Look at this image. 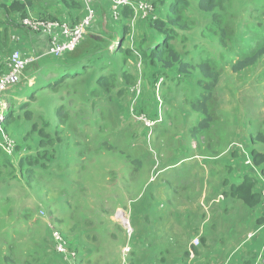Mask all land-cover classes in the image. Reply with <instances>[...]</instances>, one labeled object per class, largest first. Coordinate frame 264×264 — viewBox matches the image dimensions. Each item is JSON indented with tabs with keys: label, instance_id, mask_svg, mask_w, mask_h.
<instances>
[{
	"label": "rangeland",
	"instance_id": "374dc122",
	"mask_svg": "<svg viewBox=\"0 0 264 264\" xmlns=\"http://www.w3.org/2000/svg\"><path fill=\"white\" fill-rule=\"evenodd\" d=\"M175 1L181 6L173 12L169 7ZM198 1L136 0L135 9L117 7L119 20L104 3L109 10L105 19L97 18L99 28L90 33L91 27L79 49L63 56L76 61L100 55L95 69L58 82L61 73L50 78L61 70L45 62L63 61L43 52L2 93L0 115L7 121L0 126V145L7 150L0 147V264H50L49 256L60 260L52 225L71 248L64 231L86 243L88 258L81 261L78 252L79 264H121L124 248L147 264L156 259L179 264L188 260L182 251L197 234L206 238L199 246L213 250L225 244L233 223L242 220L241 231L256 226L263 198L249 207L226 192L242 181V149L252 145L247 135L264 152V56L252 67L234 70L254 44L264 49V0H229L211 13L201 11ZM140 4L148 9L140 10ZM121 8L133 13L122 14ZM159 21L164 30L157 29ZM154 40H168L186 71L165 66L172 62L168 55L163 62H150L143 51L150 52ZM204 61L219 77L207 105L209 132L222 156L212 165L216 170L205 162L217 186L222 184L217 187L213 179L200 189L196 182L204 164L195 156L208 147V138L193 132L200 117L191 101L201 95ZM100 74L109 89L98 83ZM234 149L239 158L232 156ZM254 189L260 192L259 182ZM173 251L181 258L172 259Z\"/></svg>",
	"mask_w": 264,
	"mask_h": 264
},
{
	"label": "crops",
	"instance_id": "0c3cea01",
	"mask_svg": "<svg viewBox=\"0 0 264 264\" xmlns=\"http://www.w3.org/2000/svg\"><path fill=\"white\" fill-rule=\"evenodd\" d=\"M73 2L79 4L78 8L73 6ZM108 2L111 4L110 11L112 10L113 3L108 0H94L96 5V21L93 23L92 29L90 33H94V31L99 28L97 18L105 19L106 13L105 9H107V5L104 3ZM109 10V7L107 11ZM85 15V5L83 0H65V2L61 0H0V68L5 64L9 56L14 51H20L23 55L26 56H40L44 54L49 48L50 37L42 34L36 33L28 30V28L22 25V22L25 19L30 20H39V21H48V22H61V23H69V24H78ZM106 23L103 24L105 26ZM105 30V29H104ZM99 35V34H96ZM7 49L9 51H7ZM42 59V58H41ZM207 135L208 142L206 143L208 147L203 148L200 154H196L195 160H202L205 167H207L208 171L206 172L203 167V173L197 176L196 185L200 189H204L207 183H210L216 180L215 185L217 186V178L212 176V171L208 166L207 162L210 160H217L218 158H222L221 155L217 156L218 150V141L217 137L213 135L211 132H204L203 137ZM199 136V135H198ZM202 143V142H199ZM1 148L6 149L4 145H0ZM7 150V149H6ZM197 150V149H195ZM194 158V157H192ZM192 158H187L192 159ZM216 158V159H215ZM194 160V161H195ZM216 164L213 162L211 166ZM201 167V165H200ZM214 170L217 168L212 166ZM244 172H246L244 170ZM254 175V173H253ZM255 176V175H254ZM258 182V181H257ZM222 184L220 180L217 187ZM204 191V190H203ZM247 191L251 193L254 198L256 194L254 191V187L250 184L248 185ZM260 191V190H259ZM212 193H210L211 195ZM226 195H229L233 199L238 200L239 198L234 197L231 193L226 192ZM226 198V196L224 197ZM262 198V197H261ZM207 199V195L203 196V200ZM255 199H252L249 205H255ZM259 200V199H258ZM206 201V200H205ZM204 201V202H205ZM245 201V200H244ZM213 203H218L217 200H214ZM256 226L250 231H241L242 230V220L236 223H233L234 228L230 232V235L225 234L223 240L225 244L219 245L213 250L208 249L206 246L201 248L200 246L194 247L192 242L195 239H202V235H195V237L191 241L190 251L197 250V254L195 252L194 255L188 257V260L185 261V264H250L252 258L259 253L262 249H264V233L261 231L263 228L264 222V202L258 209V216L255 221H253ZM238 228V230H237ZM259 229V230H258ZM255 230V231H254ZM258 230V231H257ZM66 235L69 237V241L71 244L73 243V247L79 250L81 255V261L83 259L88 258L87 255L89 253L88 247H86V243L83 244L81 237L74 235L73 231L70 233L69 231H64ZM253 237H249V235L253 234ZM75 239L78 240H74ZM229 238V239H226ZM206 240V238H205ZM203 244V242H202ZM206 244V242H205ZM53 250L55 252V244L53 245ZM87 249V251L85 249ZM128 248V247H127ZM126 248L122 251V263L121 264H130L129 256L127 255ZM129 249V248H128ZM132 251V250H131ZM185 249L182 251V254L185 253ZM125 253V254H124ZM56 256L61 258L56 252ZM137 255V254H136ZM209 255H213L210 257ZM127 256V257H126ZM136 257V256H135ZM172 259H179L178 254L172 252ZM79 258V260H80ZM55 259L49 256L47 258V262L50 264H74L75 261L63 260L62 258L58 261H54ZM78 260V262H79ZM157 263L160 262L159 259L155 260ZM206 261V262H205ZM256 261L253 260V263Z\"/></svg>",
	"mask_w": 264,
	"mask_h": 264
},
{
	"label": "trees",
	"instance_id": "16d2710c",
	"mask_svg": "<svg viewBox=\"0 0 264 264\" xmlns=\"http://www.w3.org/2000/svg\"><path fill=\"white\" fill-rule=\"evenodd\" d=\"M61 1L65 2V0H61ZM228 1L229 0H199L198 6L201 9V11L206 12V13H211L219 5L221 7H225V4ZM150 2H152V4L155 3L153 1H150ZM73 6L75 8H78L79 4L76 2H73ZM180 6H181L180 2L175 1L170 5L169 8L171 11L174 12V10L180 9ZM121 12H122V14L127 13V12L133 13V10L127 11L125 8H121ZM118 14H119V12H118ZM213 15H217V12H214ZM111 17H112V19L115 20V18H113V13H111ZM117 20H119V17L117 18ZM162 25H163L162 22L159 21V23L156 25L157 29L164 30V27ZM122 31H124V30H122ZM0 40H1V36H0ZM91 41L94 44H96V42H98V41H95L93 39ZM157 45L159 48L154 50L155 49L154 47ZM103 46L105 47V45H103ZM122 47L123 46L119 45L118 51L122 50L123 49ZM95 48H96V46H95ZM256 48H257V44H254V46L248 50L249 54L245 57V59L243 61H239L238 63H236V65L234 66L235 71L243 70V69L254 66L256 64V62L259 60V58H261V56H264V49L258 50ZM97 49L98 48H96L95 50H97ZM128 50H131V55H133V53H135L134 47H132L131 49L128 48ZM150 50H151L150 51L151 53L148 52V48L145 47L144 51H143V54L147 58L150 59V62L151 61L163 62V55H168V57L171 59L172 62H170V63L165 62V64H164L165 66L177 67L178 70L186 71V69H187L186 64L183 63L182 60L180 59V57H178L176 55V53L171 50L170 43L168 40H165V41H161V40L155 41L154 40L153 43L150 45ZM102 51L98 49V52H102ZM98 54H100V53H98ZM99 56L100 55L94 54L93 58H89V54H88V55H85V57L84 56L79 57L78 60H76V61L66 60L63 57H58V59L63 61L62 63H58L56 60H53V62H50V60H49L45 63H48L46 66H49L50 68H55V69L57 68V69L61 70V72H59V73L54 72L53 73L54 76L50 79L58 78L59 74L61 73V77L58 79V82H63L65 78H72L73 76L77 75L81 69H84V68L85 69H92V68L95 69V66L97 65L96 59ZM99 62H101V61H99ZM46 68L48 69V67H46ZM199 69H200V72L203 75V77H205L204 79L202 78V80H200V81H202L201 95H200V97H197L199 99L195 98V100L193 99V101H191L194 109L199 112V117H200V120L198 121L197 126L193 128V132H194V134H196V136L199 133L209 132V129L211 128L212 119H211L210 115L208 114V105L207 104L212 97V94H213L212 91L217 87V85L219 83L218 75L216 73H213L210 70L209 63L207 61L202 62L199 66ZM84 72L85 71L83 70L82 73H84ZM98 80H99L98 83L101 84L103 86V88H105V89L110 88L107 79L105 77H103L102 74H100V77L98 76ZM25 113L27 116L30 115V113L28 111ZM7 114L9 116L8 119L12 118L9 113H7ZM18 115H19V113H18ZM247 137L250 138V140L252 141V145H251V147L246 146L244 149H242L240 147L242 149V153L244 154V160L242 161V167H241L242 168L241 175L243 176L242 181L239 184H237V183L232 184L231 190L227 191V192L231 193L234 197L245 200L244 202L249 207H253V205H249V203L251 202L252 199H255L254 201L256 203L258 201V199L260 200L261 195H260V192L256 193L258 195H255V198H254V196L251 193H249V191H247V188H248L249 184H250V187L251 186L254 187L255 182H257V181L259 182V180L253 175V170L245 165V161L247 158H249L252 161V164H254L255 168H257L261 173L264 174V158H263L264 152H259L260 148L256 147V145L253 141V138H251L250 134L247 135ZM21 148H22V146H20V144H18V150L19 149L21 150ZM0 153H2L1 149H0ZM232 156L234 158H239L240 152L238 150L234 149ZM220 159L221 158H218L217 160H210V161L212 163L214 162L216 164V161H218ZM24 162H25V157H23L21 159L20 164H23ZM256 164L257 165L262 164V165L257 166ZM225 167L228 168V171H230V172L233 170L232 165H226ZM244 170L246 172H244ZM228 181H229V179H226V181L223 184L225 186H227L229 184ZM240 186H244L245 190H244V188L241 189ZM259 187H260V183H259ZM263 225H264V222H263ZM201 242H203V244H205V237L201 239ZM78 252H79V250H78ZM133 252L134 251H131V254L129 256L130 264H147V262L145 261L146 259H144L143 261H141V259L138 260L137 255L136 254L133 255ZM192 252L193 253L195 252V254H197V250H195V251L193 250L190 252H189V250H186L185 253L183 254L184 258L187 259L188 257H190ZM260 254H262V258L264 260V249H262L259 253H257L252 258L250 264H255V263H253V260L257 261ZM185 261L186 260L182 259L181 262H179V264H185ZM259 263L264 264L263 261H260ZM148 264H161V261L159 263H157V262L155 263V261L154 262H148Z\"/></svg>",
	"mask_w": 264,
	"mask_h": 264
},
{
	"label": "built area",
	"instance_id": "2783aa9c",
	"mask_svg": "<svg viewBox=\"0 0 264 264\" xmlns=\"http://www.w3.org/2000/svg\"><path fill=\"white\" fill-rule=\"evenodd\" d=\"M113 3L112 13L113 18L117 19L119 17L117 7L121 6H130L135 9V6L132 5L136 0H110ZM85 5V15L83 19L75 25H70L69 23H61V22H48V21H39V20H30L25 19L22 25L28 30L36 33H42L50 37L49 48L45 52L46 55L51 57H63L68 53H72L78 49V47L83 43L85 37L91 27L93 26V22L96 19V5L94 0H83ZM140 10L146 11L147 5L140 4L138 6ZM152 9H150L149 13ZM60 23V25L58 24ZM45 56V54H43ZM40 56H33L26 58L20 51H14L11 56L7 59V64H5L4 69H1L0 73V101L2 93L5 92L11 85L16 83L19 76H21L24 71L30 66L32 63H37ZM2 96V97H1ZM148 123H156L158 121L150 120L144 117H140ZM150 120V121H148ZM7 121V118L4 115H0V126H2ZM1 129V127H0ZM245 165L253 170L255 177L259 180L260 183V195L264 200V174L261 173L257 168H255L252 161L247 158L245 161ZM53 226V225H52ZM52 226L51 237L55 243V252L64 260L75 261L74 264H78L79 253L78 250L74 247L71 248L68 239L63 236L57 229H54ZM126 228L129 229V233H131V227L129 222L124 224ZM264 228V225H263ZM259 230V229H258ZM257 230V231H258ZM254 233L249 235V237H253ZM194 247L200 245V240L195 239L192 242ZM128 252V251H127ZM126 252V253H127ZM193 256V253L191 254ZM258 263L263 261L262 254L259 255L257 259Z\"/></svg>",
	"mask_w": 264,
	"mask_h": 264
},
{
	"label": "bare ground",
	"instance_id": "6f19581e",
	"mask_svg": "<svg viewBox=\"0 0 264 264\" xmlns=\"http://www.w3.org/2000/svg\"><path fill=\"white\" fill-rule=\"evenodd\" d=\"M117 218L118 220L122 221L123 224H127V219H124L123 213H118Z\"/></svg>",
	"mask_w": 264,
	"mask_h": 264
},
{
	"label": "clouds",
	"instance_id": "9594fccd",
	"mask_svg": "<svg viewBox=\"0 0 264 264\" xmlns=\"http://www.w3.org/2000/svg\"><path fill=\"white\" fill-rule=\"evenodd\" d=\"M79 48V47H78ZM79 264V263H78Z\"/></svg>",
	"mask_w": 264,
	"mask_h": 264
}]
</instances>
